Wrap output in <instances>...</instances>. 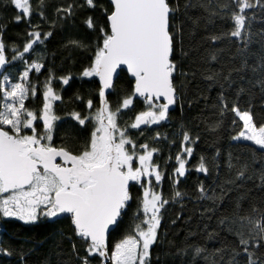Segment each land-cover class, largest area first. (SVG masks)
Listing matches in <instances>:
<instances>
[{
	"label": "snow or ice",
	"instance_id": "obj_1",
	"mask_svg": "<svg viewBox=\"0 0 264 264\" xmlns=\"http://www.w3.org/2000/svg\"><path fill=\"white\" fill-rule=\"evenodd\" d=\"M0 3L13 6L17 12L13 21L17 24L24 21L30 28L27 32L29 39L22 51L13 47V55L9 58L3 39L5 26L0 25V216L15 218L25 224L35 223L41 217L70 218L75 236L85 245L83 256L76 251L75 244L72 246L80 264H95L96 258L99 264H152V249L159 243L161 212L170 203L162 192L165 169L159 162L160 149L148 143L137 144L129 130H136V135L142 136L144 128H152L169 120L170 109L178 100L174 86L178 66L173 58L178 46L177 13L183 8L187 15V10L192 7L207 8L208 5L193 4L191 0H184L182 5L181 0H110L111 11L103 10L106 27L97 28L94 18L87 16L84 20L86 28L98 30L100 36L93 61L83 70L81 78L99 79L100 106L94 109L93 100L88 99L87 114L82 115L78 111L67 114L80 128L92 126L90 136L74 151L67 145L57 146L54 142L57 122L62 119L55 114L54 108L56 102L63 98L54 89L53 80L59 79L63 86H67L72 77L56 78L49 71L43 84L38 87L35 78H30V73L39 76L44 64L25 58L26 54L35 51V45L43 44L52 36V32L42 34L37 30L39 25L32 23L33 15L41 20L46 19L45 0H37L36 8L32 0H0ZM218 6L223 13L221 18L230 19L232 27L230 31L210 37L213 42L226 37L235 38L245 46L237 49L239 54H243L253 42V35H258L259 42L264 45V29L255 34L251 31L254 13L250 15L248 11L256 8L264 10V0H225ZM85 7L95 9L97 0L59 6L56 15L65 20ZM69 45L82 49L86 47L77 40L69 41ZM180 47L182 54L187 55L182 45ZM219 51L212 52L205 63H219ZM13 61L23 62V71L17 81L5 74L6 65ZM247 66V60H243L241 67L228 68L227 73L223 74L222 70L227 66L221 63L220 70L207 69L206 72L210 74H205L204 79L218 83L217 78L222 76L225 84L231 88L236 79H245L242 75L234 79L233 73H242ZM124 69L132 78L131 91L121 95L118 102L110 101L109 94L116 91L114 77L118 76V70ZM251 71L258 75L248 83L252 87L258 86L264 96V55L258 67H253ZM180 74L187 75L183 72ZM224 86L220 85L219 115L234 113L238 120L234 118L232 122H242V130L233 139L251 142L254 147L245 145L252 153L250 162L237 168L229 160L228 168L235 169L234 176H228L222 182L217 179L211 188L204 183L197 185L196 199L210 201L211 205H218L228 192L245 187L244 182L249 180L253 181L255 188L264 190V124L257 125L250 107L241 108L238 103H232L229 107ZM245 91L244 87H240L237 97ZM247 91L250 92V89ZM38 94L42 98L39 110L26 103L35 100ZM76 99L82 97L77 96ZM137 99L143 102L144 110L134 116L132 123L122 126L118 121L134 110ZM180 135V150L174 157L176 166L169 177L174 189L172 203L182 202L188 195L176 186L192 170L188 165L193 156L195 140L187 131ZM153 139L160 140V134L157 132ZM172 159L169 156L165 163ZM254 164L260 165L258 171L252 167ZM194 170L205 176L210 175L203 156ZM257 180L259 183H256ZM237 181L241 183L237 184ZM133 186H139L142 196L133 216L132 231L110 248V230L114 231L127 215L133 199ZM251 191L252 188L245 187V192L236 198L231 215H221L212 232L205 229L208 240L220 239L219 248L210 252L204 246H188L192 248L193 264L197 258H202L205 264H220L224 260V252L230 254L225 264H264V195L250 197L247 193ZM241 201L248 202L246 209ZM213 211L212 206L204 208V213ZM221 232L227 236L220 237ZM183 252L187 253L188 248ZM0 254L12 255L2 248ZM155 259L159 260V257Z\"/></svg>",
	"mask_w": 264,
	"mask_h": 264
},
{
	"label": "trees",
	"instance_id": "obj_2",
	"mask_svg": "<svg viewBox=\"0 0 264 264\" xmlns=\"http://www.w3.org/2000/svg\"><path fill=\"white\" fill-rule=\"evenodd\" d=\"M34 8L38 7L37 0H32ZM80 4L83 0H45L44 8L45 20L33 15L32 23L39 25L37 30L41 33L52 32V36L44 41L43 44L35 45V51L26 54L25 58L29 61H38L44 64V68L39 76L30 73V78L34 77L37 86L40 87L49 74L54 77L71 76L67 86H63L59 79L53 80V87L59 91L62 101L56 102L55 114L62 117L57 122V131L54 142L57 146L67 145L72 150H78L83 142L90 136L91 125L80 128L75 121L67 116L72 111H78L82 115L87 114L86 101L93 100L94 109L99 108L98 92L100 84L97 77L81 78L83 70L89 67L93 61L95 50L99 42V31H90L86 28L84 20L91 15L97 28L107 26L104 9L111 11V4L108 0H97V7L89 9L87 7L78 9L77 14L71 18L62 20L56 15V8L67 6L68 3ZM193 4H207L208 7H192L184 14L182 8L177 13L175 24L179 27L177 34V48L174 60L178 66V71L174 75V86L177 91L178 100L176 105L170 109L169 120L161 125H154L152 128H144L143 135H136V130H129L132 138L137 144L148 143L160 149L159 162L165 169V178L162 185V192L170 203L162 209L161 225L158 231L159 243L153 246L152 264H193L191 258L192 248L189 245L204 246L208 250L214 251L221 246L220 239L210 241L205 236L207 232H212L216 228L217 219L224 214L231 215L235 206L236 198L245 192V187L252 188L247 193L250 197L264 195V190L254 187L253 181L244 182L245 187L228 192L227 196L218 205H211V202L198 201L196 188L200 183L206 187H213L219 179L221 182L228 176L235 175V169L228 168V162L240 167L246 162H250L252 153L245 147H254L251 143L234 140L242 130V122L233 123L234 113L225 112L219 115V94L221 84H224V93L227 97L229 107L232 103H238L241 108L264 107V96L261 95L259 87H252L248 82L255 80L257 74L251 69L258 67L261 56L264 55V45L259 42V36L251 37L252 43L247 47L243 54H239L237 49L244 48V44L235 41V38H224L213 42L210 37L221 35L230 31L232 24L230 19L221 18L223 13L219 4L225 0H191ZM184 0H181V5ZM250 15L254 13L251 20V31L255 34L264 29V10L259 8L248 10ZM217 13L219 15L213 14ZM17 14L10 4L0 3V25L3 28V39L6 44V55L11 58L13 47L22 51L25 42L29 39L27 32L29 25L24 21L17 24L13 17ZM77 40L86 45L85 48L71 47L69 41ZM183 52L188 53L183 55ZM218 52V62L205 63L206 58L214 51ZM243 60H247V68L242 73H233V78L242 75L244 80L236 79L231 88L225 84L222 76L218 77L217 82L204 79L207 69L220 70L221 63L225 64L222 72L227 73L228 68L241 67ZM23 71V62L13 61L6 65L5 74H8L13 81L18 80L19 74ZM187 73L181 75L180 73ZM114 93L109 94L110 101L118 102L121 95L131 91L132 79L124 70L118 72L115 81ZM244 87L246 91L237 97V91ZM62 89V90H61ZM250 89V92L247 91ZM77 96L82 99H76ZM26 103L39 110L42 98L38 94L35 100ZM144 110L143 102L137 99L134 103V110L124 114L118 122L124 126L132 123L134 116ZM238 120V118H235ZM187 131L195 140L192 145L194 151L185 177L180 179L176 186L180 191L188 195L182 202H171L172 175L175 167L174 157L180 150L182 136L181 132ZM157 132L160 140H154ZM163 137H167L165 140ZM198 138V139H197ZM174 141V142H173ZM172 156L170 162L165 163L167 158ZM203 156L209 166L210 175L205 176L196 172L199 158ZM156 159V157H154ZM257 171L260 165H252ZM237 181V184H240ZM256 183H259L257 180ZM225 187H234L225 185ZM217 195L219 189L217 188ZM133 199L127 215L122 218L119 226L111 230L108 238L111 248L116 242L124 238L132 231L133 216L139 207L142 190L139 186L132 187ZM243 208H247L248 202L241 201ZM212 206L214 211L204 213V208ZM203 213V215H202ZM211 216V219L208 217ZM225 232L220 233V237H226ZM229 240L232 237H227ZM73 244L80 256L85 255L84 242L75 236L70 218L48 219L41 217L35 223L25 224L16 219H0V248L12 253L11 256L0 254V264H80V260L73 253ZM188 248V252L183 250ZM159 257V260L155 259ZM224 260L230 258L228 252L223 253ZM218 259V257H213ZM95 264H99L98 258ZM195 264H205L202 258H197Z\"/></svg>",
	"mask_w": 264,
	"mask_h": 264
},
{
	"label": "rangeland",
	"instance_id": "obj_3",
	"mask_svg": "<svg viewBox=\"0 0 264 264\" xmlns=\"http://www.w3.org/2000/svg\"><path fill=\"white\" fill-rule=\"evenodd\" d=\"M0 78H2V74H0ZM251 112H252V115H253V119L257 123L258 126L260 124H264V107H253L251 109ZM239 141L248 142V141H243V140H239ZM248 143H251V142H248ZM0 219H15V218H3L2 216H0Z\"/></svg>",
	"mask_w": 264,
	"mask_h": 264
},
{
	"label": "water",
	"instance_id": "obj_4",
	"mask_svg": "<svg viewBox=\"0 0 264 264\" xmlns=\"http://www.w3.org/2000/svg\"><path fill=\"white\" fill-rule=\"evenodd\" d=\"M108 2L110 3V0H108ZM119 71H120V70H118V72H119ZM124 71L127 73L126 69H124ZM127 75H128V77H129L130 79H132L128 73H127ZM116 77H117V76H116ZM116 77H114V81H115ZM97 79H98V78H97ZM98 82H99V79H98ZM99 84H100V82H99ZM171 109H172V108H171ZM110 231H111V230H110Z\"/></svg>",
	"mask_w": 264,
	"mask_h": 264
}]
</instances>
